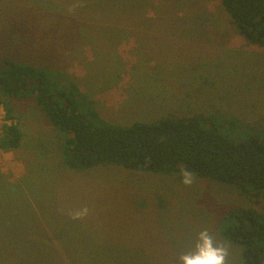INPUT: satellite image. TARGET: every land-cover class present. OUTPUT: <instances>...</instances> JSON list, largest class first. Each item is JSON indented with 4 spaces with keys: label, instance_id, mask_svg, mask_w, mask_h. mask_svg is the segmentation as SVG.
<instances>
[{
    "label": "rangeland",
    "instance_id": "obj_1",
    "mask_svg": "<svg viewBox=\"0 0 264 264\" xmlns=\"http://www.w3.org/2000/svg\"><path fill=\"white\" fill-rule=\"evenodd\" d=\"M4 58L64 74L109 125L205 115L230 138L239 123L264 131V47L219 0H0ZM5 100L22 139L0 149V264H179L203 230L243 264L220 231L232 209L264 214V191L192 171L185 184L183 171L66 167L63 134L33 98Z\"/></svg>",
    "mask_w": 264,
    "mask_h": 264
},
{
    "label": "trees",
    "instance_id": "obj_2",
    "mask_svg": "<svg viewBox=\"0 0 264 264\" xmlns=\"http://www.w3.org/2000/svg\"><path fill=\"white\" fill-rule=\"evenodd\" d=\"M219 1L235 29L250 43L264 47V0ZM120 14L129 19L138 13ZM2 63L0 105L5 120H13L11 103L5 98L32 97L63 134L60 152L66 167L87 169L110 163L154 173L192 171L233 185L248 196L264 191V131L260 126L236 124L243 136L235 139L225 136L215 119L205 115L109 125L77 85L62 78L64 74L8 58ZM233 122L226 123L235 126ZM21 139L22 131L14 121L2 125L1 150L17 149ZM225 219L228 224L221 235L241 246L243 264H264V214L241 207L228 211Z\"/></svg>",
    "mask_w": 264,
    "mask_h": 264
},
{
    "label": "clouds",
    "instance_id": "obj_3",
    "mask_svg": "<svg viewBox=\"0 0 264 264\" xmlns=\"http://www.w3.org/2000/svg\"><path fill=\"white\" fill-rule=\"evenodd\" d=\"M182 175L184 177L183 183H192V173L183 171ZM226 256L227 249L221 244H214L212 236L207 230H203L198 233L195 250L184 253L177 258L179 264H226Z\"/></svg>",
    "mask_w": 264,
    "mask_h": 264
},
{
    "label": "built area",
    "instance_id": "obj_4",
    "mask_svg": "<svg viewBox=\"0 0 264 264\" xmlns=\"http://www.w3.org/2000/svg\"><path fill=\"white\" fill-rule=\"evenodd\" d=\"M2 105H0V109H1V111H0V135H1V133H2V125L4 124V123H11V122H13V120H5V111H4V109L1 107Z\"/></svg>",
    "mask_w": 264,
    "mask_h": 264
},
{
    "label": "crops",
    "instance_id": "obj_5",
    "mask_svg": "<svg viewBox=\"0 0 264 264\" xmlns=\"http://www.w3.org/2000/svg\"><path fill=\"white\" fill-rule=\"evenodd\" d=\"M148 26H151V25H148ZM154 27V26H153ZM150 28V27H149ZM149 28H147V29H149Z\"/></svg>",
    "mask_w": 264,
    "mask_h": 264
}]
</instances>
